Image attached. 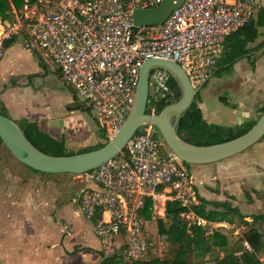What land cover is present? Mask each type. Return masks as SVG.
I'll list each match as a JSON object with an SVG mask.
<instances>
[{
    "label": "built area",
    "instance_id": "obj_1",
    "mask_svg": "<svg viewBox=\"0 0 264 264\" xmlns=\"http://www.w3.org/2000/svg\"><path fill=\"white\" fill-rule=\"evenodd\" d=\"M159 2L19 0L13 20L0 28V58L4 42L22 34L23 48L42 52L108 140L131 106L144 60L175 62L196 87L209 78L224 37L247 23L257 8L255 0H183L161 24H132L134 8H151ZM170 79L164 69L149 71L147 113L156 114L158 103L176 101ZM122 149L79 174L77 209L90 222L102 257L122 262L145 259L152 245L146 224L156 228L165 201L176 202L178 219L187 227H202L204 234L235 228L233 222L206 220L194 213L195 187L200 182L151 126L141 127ZM145 199L151 202L147 218L141 213ZM242 246L250 250L244 240Z\"/></svg>",
    "mask_w": 264,
    "mask_h": 264
},
{
    "label": "crops",
    "instance_id": "obj_2",
    "mask_svg": "<svg viewBox=\"0 0 264 264\" xmlns=\"http://www.w3.org/2000/svg\"><path fill=\"white\" fill-rule=\"evenodd\" d=\"M255 1L257 3V8L252 17L253 19L256 17L257 10L264 7V0ZM7 3L9 8L7 10V15L0 18V28L10 23L14 18V8L17 6L15 7L12 4V0H7ZM263 30L264 27H258V36L247 44L249 48H253L257 45L260 46L250 53L237 58L228 66V68L233 71V74L230 79L225 80V83H227L229 89L232 90L230 95L233 97V100L228 101L225 96L221 98L225 104L224 106H226L229 111L222 112L218 110L215 115L209 114L208 120H206L203 115L204 104L198 101L197 106L206 123L235 126L247 122L250 120L249 114L252 112L251 110L255 103H261L263 100ZM22 39L23 35L19 34L7 40L4 46V55L0 58V101L6 108L8 116L13 120L26 119L34 121L41 131L47 133L54 139L62 140L66 150L77 151L80 147L97 142L99 139L97 136V125L90 112H85L76 108L78 105L77 100L73 92L61 81L57 69L44 59L42 52L38 49L23 48ZM221 51L219 56L221 55ZM212 75L210 74V76ZM39 82L45 83L47 89L53 90L55 96L52 97L57 98V103L61 102L63 105L65 104L67 106L65 111L56 112V103L49 105L50 102L43 99L44 95H40L37 90L39 87L37 83ZM257 146H259V152L263 153L264 144H259ZM245 150L240 152L239 156L237 155L239 153L233 155L238 157L230 156L216 161L214 165H211L213 162L206 164H189L187 170L195 181L200 182L195 187L196 197L210 202H229L231 206H236L241 214L247 216L245 217L246 220H249L248 216L256 213L244 212L239 209L237 201H243L239 196L238 200H236L237 195L231 190V187L234 185V182L238 181L240 187L243 186L245 191L250 190L251 192L252 190L254 192L251 193H258V190L261 189L264 192V161L262 160L264 154L255 155V153L251 154ZM261 156L262 158L259 160L258 157ZM244 157H246L245 160H250L243 161ZM245 163L247 164L241 166ZM250 165L253 166L251 171L246 170L247 166L249 167ZM219 172L222 173L221 176H223V180L220 179ZM211 179H217V182H219V189L215 187L216 183L211 181ZM248 179L250 181L253 180V182L255 180L258 182L262 181L263 189L262 187L258 188L254 185L248 186V184H253V182H248ZM246 183H248L247 186ZM224 195H226L227 198L224 197ZM254 201L256 200L249 195V199L245 204L247 206L253 205L255 203ZM197 202L198 200H196V203ZM204 209L210 210L213 208L206 204L204 205ZM215 209L219 210V208ZM158 210L161 212L160 208ZM75 212L76 214H81L78 210H75ZM233 223L235 224V222ZM262 223H264V221L260 222L259 225H262ZM237 225L238 224H235V228L229 229H237L239 231L240 226ZM220 230L221 229H217L214 231L223 233ZM61 236L62 240L60 241V245H57V247L53 249V253L51 252L52 249H41L42 251H37L35 255L31 253L32 260L29 254L31 252L30 250L36 247L35 245L32 246V244L26 243L24 239L20 240V237H16L15 235L13 239H0V264H15L18 258L21 257L27 260L30 259L31 261H28L30 264H92L96 262V260L97 262L99 261L98 242L92 232V237L89 238L87 236V239L76 240L74 236H66L65 231L62 232ZM9 237L10 236H8V238ZM219 252L222 255L220 250ZM37 257H39L40 261L37 260ZM204 260L207 261V257H205Z\"/></svg>",
    "mask_w": 264,
    "mask_h": 264
},
{
    "label": "trees",
    "instance_id": "obj_3",
    "mask_svg": "<svg viewBox=\"0 0 264 264\" xmlns=\"http://www.w3.org/2000/svg\"><path fill=\"white\" fill-rule=\"evenodd\" d=\"M12 4L15 7L18 6L19 0H12ZM8 8L7 0H0V18L7 15ZM263 20L264 7H261L257 10L254 19H249L247 23L224 37L221 55L214 61L211 75L218 73L222 68H228L237 58L250 53L260 46L257 45L253 48H249L247 44L258 36L257 28L260 26L264 27ZM206 81L207 80L203 82L202 87L205 86ZM169 85L175 91L177 100L179 97V89L172 78L169 80ZM198 92L199 91L194 95L189 107L183 111L176 121V133L182 140L194 145L218 143L242 134L254 123L255 120H249L242 124V126H225L206 123L197 106ZM222 98L220 97L221 100ZM149 105V102L146 103V112L149 110ZM163 106H165V104L158 103L156 110L159 111ZM76 108L88 112V108L82 104H78ZM263 111L264 107H261L259 109V114ZM0 114L9 117L1 101ZM14 121L30 144L42 153L49 155H67L79 151H86L85 149L77 151L66 150L62 140L54 139L47 133L41 131L34 121L26 119ZM139 130L140 128L136 132H139ZM97 136L104 139V141L97 143L92 149L103 145L107 141V139L104 138L103 131L99 128L97 129ZM181 163L186 168L189 166L187 163ZM32 171L36 172L34 170ZM251 192L254 191L251 190ZM245 195L246 198L249 199V195L246 192ZM195 198L198 202L192 206V209L197 215L206 220L225 221L228 223L237 222L246 227V229L241 236L233 241H229L225 235L218 231L204 234L202 227H187L184 222L178 219L177 212L180 210V207L176 202L165 201L163 216L157 217L156 219V230L158 234L165 235V240L172 249L171 254L165 258L152 257L129 262L127 264H205V257H207L208 260H213L214 264H263L262 261L259 260L257 254L264 251V232L260 231L258 228V224L264 221V211L251 214L248 216L249 220H246L245 217L247 216L241 214L238 208L236 206H231L229 202H210L200 197L195 196ZM150 204V200L145 199L141 213L146 218L149 215L148 208ZM206 204L212 206L213 209L205 210L204 205ZM215 208H219V210ZM243 240L246 241L250 250L242 246ZM218 250L222 252L220 257L215 256ZM99 257L100 259L97 264H124L114 256L102 257L100 252Z\"/></svg>",
    "mask_w": 264,
    "mask_h": 264
},
{
    "label": "rangeland",
    "instance_id": "obj_4",
    "mask_svg": "<svg viewBox=\"0 0 264 264\" xmlns=\"http://www.w3.org/2000/svg\"><path fill=\"white\" fill-rule=\"evenodd\" d=\"M232 74L233 71H231L230 68H222L218 71V73L210 76L207 79L205 86L199 89L198 101L204 104L203 115L206 120H208L209 114L215 115L218 110H221L222 112L229 111L228 108L224 106L225 104L220 97L225 96L228 101L233 100V97L230 95L232 90L229 89V86L225 83V80L230 79ZM37 85L39 86L37 89L39 94L44 95L43 99L47 102L49 101V105L56 103V112L59 113V111L63 112L66 110L67 106L65 104L63 105L61 102H56L57 98L52 97L55 96L53 90L47 89L45 83L39 82ZM263 101L264 98L261 103H255L253 109L251 110L252 112L249 114L250 120L257 119L259 116V109L264 107ZM244 123H240L235 126H242ZM151 130L154 134H158L157 130L152 126ZM103 141L104 139L99 138L97 142L80 147L77 150H82L81 148L91 150L94 145ZM259 144H264V136L245 151L251 154L255 153V155H263L264 150L263 153L259 152L260 149L258 148L259 146H257ZM237 155L239 156L240 153ZM245 158L246 157L243 158V161ZM258 158L261 160L260 158H262V156ZM262 160L264 161V157ZM215 163L216 162H213L211 165H214ZM246 164L247 163L241 166ZM252 167V165L249 167L247 166L246 170L251 171ZM219 173L220 179L223 180L224 178L221 176L222 173ZM228 173L230 174L229 171ZM211 181L216 183L215 187L219 186L217 179H211ZM247 181L251 183L253 182V180L250 181L249 179ZM247 184L248 183H246V186ZM253 185L259 188L263 186V183L262 181L258 182L255 180L253 184H248V186ZM80 186L82 185L79 174H44L30 171L26 166L20 164L2 145V143H0V239H13L15 235L16 237H20V240L24 239L26 243H29L30 245L32 244V246L35 245L36 247L30 250L31 252L29 255L31 259V253L35 255L37 251H42L44 249H52L51 252L53 253V249L56 248L57 245H60L63 231H65L66 236H74L76 240L84 238L87 239V236L91 238L90 222L85 219L82 214H76L74 210L75 207H72V205L69 207V204L63 202L62 199V194L66 188H69V190H77ZM217 189H219V187ZM231 190H233L235 195H237L236 200H238L239 196L243 201H237L239 204L238 207L241 211L250 213H259L264 211L263 190L259 189L258 193H251L250 190L245 191L243 186L240 187L238 181L234 182ZM245 192L256 200L253 205L247 206L245 204L248 200ZM224 197L227 198L226 195H224ZM235 224L238 223L235 222ZM260 225L258 224L259 230L264 232V223H262L261 226ZM237 226H240L239 231L237 229L229 228H221L220 231L223 232L222 234L225 235L229 241H233L246 229V227L241 224H238ZM145 229L147 230L148 237H150V241L152 242V245L150 246L151 249L145 259L152 257L165 258L169 256L172 249L164 239V236L156 233V228L152 223H147ZM8 236L10 237L8 238ZM98 251H100L99 246ZM257 255L259 260H261L264 264V251ZM215 256H221L219 250L215 253ZM29 260L21 257L18 258V261H16L15 264H30V262L28 263ZM37 260L40 261L39 257H37ZM96 262L92 264H96ZM123 263L127 264L129 262ZM205 264H214V262L213 260H207L205 261Z\"/></svg>",
    "mask_w": 264,
    "mask_h": 264
},
{
    "label": "water",
    "instance_id": "obj_5",
    "mask_svg": "<svg viewBox=\"0 0 264 264\" xmlns=\"http://www.w3.org/2000/svg\"><path fill=\"white\" fill-rule=\"evenodd\" d=\"M183 0H160L151 8H134L131 21L134 26L161 24L170 12ZM153 68L167 71L179 89L176 101L163 106L156 114L145 111L148 96V74ZM202 83L192 87L179 66L172 61L148 58L138 69L131 106L118 131L103 145L67 155H49L37 150L25 138L13 119L0 114V141L9 153L22 165L38 173L81 174L117 155L126 140L139 128L154 127L164 144L187 164L216 162L240 153L264 136V111L242 134L218 143L194 145L182 140L176 133V121L189 107Z\"/></svg>",
    "mask_w": 264,
    "mask_h": 264
},
{
    "label": "flooded vegetation",
    "instance_id": "obj_6",
    "mask_svg": "<svg viewBox=\"0 0 264 264\" xmlns=\"http://www.w3.org/2000/svg\"><path fill=\"white\" fill-rule=\"evenodd\" d=\"M30 170V169H29ZM32 171V170H30ZM81 190V186L77 190H69V188H66V190L62 194V199L65 201L67 204L74 206V210H78V200H79V193Z\"/></svg>",
    "mask_w": 264,
    "mask_h": 264
}]
</instances>
